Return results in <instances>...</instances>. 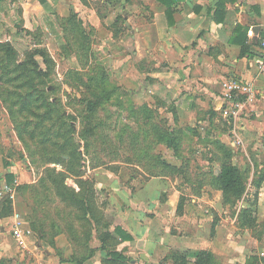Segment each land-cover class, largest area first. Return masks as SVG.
<instances>
[{
	"label": "rangeland",
	"instance_id": "rangeland-1",
	"mask_svg": "<svg viewBox=\"0 0 264 264\" xmlns=\"http://www.w3.org/2000/svg\"><path fill=\"white\" fill-rule=\"evenodd\" d=\"M18 28L24 30L20 25ZM63 33L67 39L55 46L44 43L42 33L36 30L27 31L30 37L21 39L16 34L13 39L0 37V43L8 42L15 51L4 54L0 49V178L8 168L16 171L18 177L21 175L16 208L32 225L31 245L50 249L60 261L87 255L90 248L99 246V232L119 225L116 222L125 207L119 184L128 193H134L135 184L157 176L164 177L167 187L172 189L161 191L159 199L166 200L168 192L174 196L177 216L185 212L188 204L202 203L198 208L203 217L209 218L212 233H221L233 243L234 255L214 253L221 264H246L248 255L263 257L264 189L256 182L264 169V160L252 158L259 149L242 141L232 144L236 137L233 123L218 113L203 134V162L190 160L189 166L184 160L170 158L171 148L167 141L160 140V135L174 133L171 122H180L175 107L169 102H157L151 107L138 103L132 79L135 61L119 70L111 54L99 53L97 45L91 46L100 32H89L90 36L79 29ZM122 33L130 45L123 44L118 50L132 58L134 32ZM31 83L38 92L33 95L39 99L23 108L18 100L34 89ZM84 98L95 102L93 112L85 110ZM48 106L53 111L47 118H40ZM63 122L73 128V151L60 147L64 136L59 127ZM213 124H222L220 132H211ZM236 126L237 131L240 124L237 122ZM220 144L232 148V160L245 184L241 197H231L229 202H223L217 180ZM56 184L64 194L74 193L91 200L98 222L91 220L84 201L60 197ZM247 202L256 210V222L252 225L239 220V210ZM3 206L0 204V209ZM188 227L184 220L172 223L174 232H186ZM129 258V264H140L138 259Z\"/></svg>",
	"mask_w": 264,
	"mask_h": 264
},
{
	"label": "crops",
	"instance_id": "crops-1",
	"mask_svg": "<svg viewBox=\"0 0 264 264\" xmlns=\"http://www.w3.org/2000/svg\"><path fill=\"white\" fill-rule=\"evenodd\" d=\"M78 29L87 36L100 32L91 46L97 45L99 53L111 54L119 70L135 61L132 79L138 103L151 107L169 102L175 107L180 122L171 123L179 149L176 155L171 148L169 157L184 160L189 166L190 160L199 164L206 158V149L200 144L205 142L203 134L209 122L221 113L223 82L231 78L252 81L257 100L232 120V132L243 144L259 149L252 154L253 159L264 160V73L256 68L259 42L264 38V0H0L1 38L13 39L14 34L17 39L26 38L27 31L36 30L42 33L44 43L55 46L67 39L63 32ZM128 30L134 32L132 58L118 50L123 44L130 45L122 33ZM237 122L240 126L236 131ZM221 126L213 124L211 132H220ZM6 172L17 173L10 168ZM5 173L0 180L5 179ZM167 186V180L157 176L135 184L134 193L119 184L125 207L116 224L132 239L121 241L117 249L140 264H173L166 258L171 249L187 251L191 260L199 249L234 255L230 239L212 233L209 218L199 211L202 203L188 204L177 216L174 196L168 192L166 200L159 199L161 191L172 190ZM261 187L264 189V179ZM11 205L8 214L0 209V260L7 264H76L60 261L48 248H34L30 242L33 230L25 218L32 233L26 248L17 246L10 232L16 201ZM181 220L188 223V230L174 232L172 223ZM101 256L102 251L96 249L81 264H100Z\"/></svg>",
	"mask_w": 264,
	"mask_h": 264
},
{
	"label": "trees",
	"instance_id": "trees-1",
	"mask_svg": "<svg viewBox=\"0 0 264 264\" xmlns=\"http://www.w3.org/2000/svg\"><path fill=\"white\" fill-rule=\"evenodd\" d=\"M44 47V46H43ZM0 49H2V53L4 54H15V51L13 50L12 46L8 42H1L0 43ZM19 65L16 64V66ZM7 68V66H6ZM42 72V71H41ZM43 73V72H42ZM35 84L31 83V88L33 89ZM37 90L34 88L33 90H29L26 92L25 96L19 97V103L22 104V107L25 108L26 106H31L32 101L39 99L36 98L33 94L36 93ZM38 93V92H37ZM44 95H41L40 99L44 100ZM15 101V100H14ZM85 110L87 113L93 112V108L95 105V102L92 100H88L87 98H84L82 100ZM52 107L48 106V108L44 111L43 114L40 115V118L44 119L47 118L48 115L52 112ZM31 112V111H29ZM12 115H14L15 110L11 111ZM49 113V114H47ZM66 122L60 123L62 125L60 128L61 130V136L63 134V143L60 145L62 149H68L70 151H73V147L75 145H72L71 139H72V132L73 128L69 125H64ZM85 131V130H84ZM93 132V130H90ZM160 140L167 141V146L172 148L176 155H178V149L179 144L177 141V135L174 130V133L171 132V134L168 135H160ZM221 149V155H220V165L218 169L217 174V180L219 183L220 188L222 189L223 194V202H229L231 197L239 198L244 193L245 190V184L243 180L240 177L239 168L237 164L232 160L233 159V151L230 146L220 144ZM76 151V150H74ZM167 166H169L168 163L165 162ZM53 177V176H52ZM13 178V173L6 172L5 173V179L10 181ZM264 179V169L262 170L258 184H261L262 180ZM22 185L20 184L18 186V196L20 195V189ZM57 194L62 197L65 200H71L75 202H81L84 203V209L89 211L91 220L98 222V218L94 213V209L92 208V202L89 201L88 198H81L76 196L74 193L71 194H64V191L61 190L60 185H55ZM84 201V202H83ZM4 204L2 207L3 214H8L12 210V205L9 200H3L1 202ZM91 203V204H90ZM239 220L242 224L246 225H252L256 222V210L254 206L247 202L243 204L239 210ZM32 226V225H31ZM97 238L99 239V246L96 248H90L87 255L83 257L78 258H72L68 257L65 260H73L76 262V264H81L88 256H91L96 249H100L102 251V256L100 259V264H129V261L131 262V258L127 256L122 250L117 249V245L123 241V240H130L132 239V236L124 229H122L119 225L115 226L113 230H104L99 232V235H97ZM111 243V244H110ZM110 244V245H109ZM166 258H170L173 264H188L189 262H192V264H221L217 258L214 252H212L210 249H199L197 250L192 260L188 257L187 251H178L175 249L169 250V252L166 255ZM246 264H264V256L259 257L257 255H248L246 257ZM0 264H7L5 260H0Z\"/></svg>",
	"mask_w": 264,
	"mask_h": 264
},
{
	"label": "built area",
	"instance_id": "built-area-1",
	"mask_svg": "<svg viewBox=\"0 0 264 264\" xmlns=\"http://www.w3.org/2000/svg\"><path fill=\"white\" fill-rule=\"evenodd\" d=\"M260 54L256 61L257 71L264 73V38L259 42ZM257 100V91L252 81L231 78L223 82L221 95V114L231 119L237 118L244 109L253 105ZM238 136L235 137L233 143L240 142ZM20 178L17 174L13 175L12 180H0V203L3 200L15 202L18 197V186ZM13 220L11 222L10 232L17 246L26 248L28 237L32 231L29 226H26V220L19 211L13 212Z\"/></svg>",
	"mask_w": 264,
	"mask_h": 264
}]
</instances>
